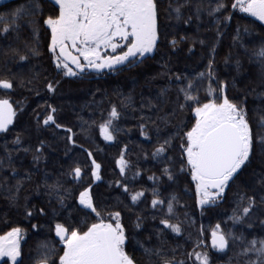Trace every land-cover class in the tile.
I'll list each match as a JSON object with an SVG mask.
<instances>
[{"label":"trees","instance_id":"trees-1","mask_svg":"<svg viewBox=\"0 0 264 264\" xmlns=\"http://www.w3.org/2000/svg\"><path fill=\"white\" fill-rule=\"evenodd\" d=\"M23 2L24 0H7L0 3V14L11 11ZM158 2L161 15L158 19L160 39L157 43V51L153 59L146 60L140 67H124L118 72L105 70L102 74L92 73L84 79L56 76L61 84L53 96L47 93L44 87V77L51 78L56 75L51 53L47 50L50 30L45 31L44 26H41L39 55L30 57L22 70L25 78L39 74L40 79L34 86L39 89V95L36 91L22 88L0 90V98L10 99L17 111L10 131L0 134V160H4L3 166L0 167V236L5 235L13 227L24 230L26 236L21 248L25 264H40V255L37 254L36 249L38 243L43 240L54 244L58 254L62 255V245L57 243L58 238L55 237L53 229L55 223L64 222L67 212L63 216L51 215V209L58 208L59 205L56 203L55 194L50 193L45 187L46 184L51 185L56 181H60L64 188L72 190L73 195L78 194L75 190L81 185L91 184L94 198L99 205L98 210L104 217L108 216L109 212H121V222L129 236L125 250L134 259L135 264H150L137 241L145 247H161L163 241L162 249L166 256L171 257L172 250L175 249L176 258L185 259L184 253L192 251L201 226L204 232L200 239L209 246L211 229L217 223H220L226 232H234L237 236L242 234L248 240L253 237H264V226L260 223L264 220V214L256 212L252 215L249 221L252 224L251 228L247 227V223L243 226L233 225L228 219L236 207L237 194L244 192L251 194L250 186L254 183L253 170L256 173L260 172L258 160H253L239 179L231 184L219 205L209 208L203 215L196 205L195 186L191 183L190 176L179 173L175 183L163 178L155 186L159 188L162 199L172 194L177 196L178 203L174 207V213L182 222L183 234L177 236L170 230H164L163 235L159 234V230L163 228L159 220L167 211V205H164L163 212L159 208L156 210L151 208L154 184L148 177L160 176V169L171 164L158 163L152 158L151 153L158 141L162 142L165 137L174 136L178 130L186 132L195 124L194 113L188 108L181 111L178 107L184 101L182 96L178 100V85L174 78L177 75L191 78L194 73L205 71L214 47L216 79L227 84L226 94L230 100L248 110L254 133L264 131L256 126L257 111L264 108V77L261 76L258 64L249 58V53L264 40V24L246 13L239 12L238 9L233 10L231 4L234 0H224L226 8L221 13L211 16L208 14V8L215 7L216 0H191L190 5L182 9L183 19L180 21L174 16L169 18L164 13L163 10L168 7L169 0H158ZM198 4L203 5L199 16L196 10ZM44 5V15L52 14L53 5L49 0H44ZM55 11L58 12V8ZM228 16H231L230 21L225 19ZM237 27L241 30L238 38ZM245 27L249 29L248 33L243 31ZM173 39L177 41L175 48L171 45ZM189 49L192 51L189 52ZM20 71L15 62L9 61L7 68L0 62V78L11 77ZM207 83L204 82L199 93L201 99L205 95L203 89L207 88ZM213 87L217 85L214 84ZM163 88H169L170 91L159 105V111L147 107L149 100L154 104L157 103L156 98ZM122 102L129 103V106H124ZM46 103L58 108V122L73 128L77 147L66 144L62 132L53 139L51 130L37 131L36 116L41 115L43 119ZM112 105L118 107L121 116L114 122L117 128L114 133L115 141L107 142L100 135L99 124L107 118ZM165 115L168 117L167 124L160 123L159 117ZM141 117L151 118L145 121L149 140L140 134ZM81 124L84 125L83 130ZM157 126L160 129L159 135L156 132ZM18 134L22 137L21 148H30L29 152L16 150L13 141ZM40 139L45 141L47 147L40 162L34 164L33 154ZM80 145L82 147H79ZM125 145L128 148L125 159L129 161V169L126 176L121 177L116 160L119 159ZM180 145V137L175 136L168 152L177 171L182 152ZM66 148L68 155H65ZM84 149L92 151L96 161L101 164V179L94 183L88 168L90 161ZM9 153L12 158L11 165L6 159ZM74 161H80L85 170L81 185L73 183L71 177L66 174ZM13 168L18 173L15 176L12 172ZM136 172L140 175L133 179ZM28 173L31 174V179L26 178ZM18 181L22 182V187L17 193ZM117 181L121 184L127 183L130 191L144 190L145 197L133 206L128 196L123 193L122 187L116 186ZM12 197L16 199L13 200ZM66 204L73 206L75 201L69 198ZM25 207L33 211L32 218L25 216ZM42 207L49 210L47 217L39 215V209ZM73 215L74 219L71 222L83 227L81 223L85 219L83 214ZM137 217H140L139 229L135 227ZM87 219L89 223L94 222L92 217ZM33 224L42 227L34 230L31 227ZM240 252L241 242L237 240L235 243L230 242V247L225 253L212 251L210 255L213 264H247L248 258L239 255ZM29 255L32 256V260L28 259ZM251 258L254 260L255 256ZM53 259L58 260V255ZM153 260L159 264L157 258L153 257ZM0 264H3V261Z\"/></svg>","mask_w":264,"mask_h":264},{"label":"snow or ice","instance_id":"snow-or-ice-1","mask_svg":"<svg viewBox=\"0 0 264 264\" xmlns=\"http://www.w3.org/2000/svg\"><path fill=\"white\" fill-rule=\"evenodd\" d=\"M53 5L52 14L44 15V0H24L11 11L0 14V62L7 68L9 61L17 63L21 69L19 73L11 77L0 78V90H13L15 88L36 91L34 87L40 79L39 74H33L25 78L23 68L28 63L30 57L39 55L40 28L44 26L45 31L50 30V42L47 50L51 53L52 64L55 76L44 77V87L47 93L55 96L61 81L56 76L65 78L84 79L92 73L97 75L105 70L118 72L124 67H140L148 59L154 58L157 51V43L160 39L158 30V19L161 15V8L158 0H49ZM191 0H169L168 7L164 9L167 17L177 21L183 19L182 9L188 7ZM203 5L196 6L197 16ZM58 8V12L55 11ZM226 8L224 0H216L215 7L209 6L208 14L221 13ZM233 10H239L248 16L255 18L264 24V0H234L231 4ZM191 17H189V20ZM230 21L231 16L225 18ZM187 22V21H185ZM240 28L237 27V38L240 35ZM248 33L249 29H243ZM15 34V35H13ZM203 43V42H201ZM173 48L177 41H171ZM192 50L189 49V52ZM252 62L258 64L261 69V76L264 77V40L260 45L249 53ZM215 48L206 65V70L194 73L191 78L188 76H175V83L178 85V100L183 97L184 103L179 104L181 111L190 109L195 116V124L186 132L179 131L174 136L165 137L162 142L158 141L157 146L151 156L158 163H169L160 169V176L152 175L148 179L153 182V199L151 208H159L162 212L164 205L167 211L159 220L163 226L159 234L163 235L164 230H170L177 236L183 234L182 222L174 213V207L178 203L176 195L172 194L166 199L160 198L157 185L163 178L175 183L179 173L190 176L191 183L195 186V202L201 209V214L209 208L217 207L225 198L226 190L234 184L253 162L258 160L260 172L253 170L254 183L250 186V192L238 193L236 207L229 220L233 225L251 228L249 222L256 212L264 214V131L254 133L252 123L249 119L248 110L241 104L230 100L226 94L227 84L218 81L214 71ZM239 67V62H237ZM166 67V65H165ZM166 75V73H165ZM207 81V88H204L205 95L201 99L199 93ZM217 87H213V85ZM169 88L160 90L157 96V103L147 102V107L159 111V105L163 103ZM124 106H129V103ZM144 105H142L143 107ZM58 108L53 104L46 103L43 114L36 116V128L38 132L51 130L53 139L62 132L66 144L77 147L76 133L72 127L58 122ZM174 115L175 112L173 111ZM17 116L16 108L8 98H0V134L10 131L14 119ZM121 112L116 105H112L108 111L107 118L99 124V132L107 142L116 139L114 133L117 131L115 121L120 119ZM151 118L141 117L139 124L140 134L149 140L146 120ZM160 123L167 124V115L159 117ZM95 123V122H93ZM155 123V122H153ZM256 126L264 130V108L257 111ZM81 129L84 125L81 124ZM159 126L156 127L159 135ZM175 136L181 139V158L179 169L175 168L172 158L168 152L172 147ZM16 150L29 152L30 148H21L22 137L18 134L13 141ZM47 147L45 141L40 139L35 147L33 163L38 164ZM79 147H82L80 145ZM7 151V149H5ZM92 181L101 179V164L96 161L92 151L84 149ZM128 152L127 145L121 150L116 166L119 168L121 177H125L129 169V161L125 159ZM65 155H68L66 148ZM147 158V157H146ZM9 165L12 163L11 153L6 157ZM4 160H0V167ZM13 175H17L15 168ZM67 176L71 177L73 183L81 185L85 170L80 161H74L67 171ZM136 172L133 179L139 176ZM47 176V173H45ZM27 179H31V174H26ZM118 188L122 187L123 193L128 196L134 206L145 197V191H130L127 183L116 182ZM22 182L18 181L16 192L20 191ZM45 187L50 193L55 194L56 203L59 207L51 209L53 217L63 216L67 212L64 222H57L54 225V234L57 243L62 245V255H59L54 244L47 240L40 241L37 245V254L40 255V264H135L134 259L125 251V245L129 241L126 229L121 222V212H109L106 221L99 205L94 198L92 185L82 186L75 191L66 189L56 181L54 184ZM73 198L75 204L69 206L66 200ZM13 200L16 197H12ZM51 203V201L49 202ZM83 214L85 219L80 224L72 223L73 214ZM25 216L32 218L34 213L25 207ZM94 214V215H93ZM39 215L47 217L49 210L40 208ZM88 217H92L94 222L89 223ZM155 219V217H153ZM176 220V222H173ZM264 226V220L260 221ZM34 230H39L42 226L33 224ZM137 229L141 227L140 217H137L135 225ZM203 226L199 229L197 239L193 243L191 252H185V259H177L175 249L172 256L165 255L161 247H145L139 241L136 243L143 249L150 264H156L153 257L157 258L159 264H213L210 252L225 253L230 242H241V252L239 255L247 257V264H264V237H253L248 240L242 234L237 236L234 232H226L220 223L215 224L210 232L211 244H205L200 236L203 235ZM25 233L20 227H13L5 235L0 236V261L3 264H25L21 248V240ZM58 255V260L53 259ZM255 256L253 260L251 257ZM6 258V259H5ZM29 260L32 256L29 255Z\"/></svg>","mask_w":264,"mask_h":264},{"label":"rangeland","instance_id":"rangeland-1","mask_svg":"<svg viewBox=\"0 0 264 264\" xmlns=\"http://www.w3.org/2000/svg\"><path fill=\"white\" fill-rule=\"evenodd\" d=\"M4 1H7V0H0V3L4 2ZM104 218H105L106 221L108 220V216H106V217H104ZM24 236H26V234H25ZM24 238H25V237H23V239L21 240V247H22V242H23ZM125 251H126V250H125ZM128 255H129V254H128ZM5 259H6V258H5Z\"/></svg>","mask_w":264,"mask_h":264},{"label":"water","instance_id":"water-1","mask_svg":"<svg viewBox=\"0 0 264 264\" xmlns=\"http://www.w3.org/2000/svg\"><path fill=\"white\" fill-rule=\"evenodd\" d=\"M1 262V261H0Z\"/></svg>","mask_w":264,"mask_h":264}]
</instances>
